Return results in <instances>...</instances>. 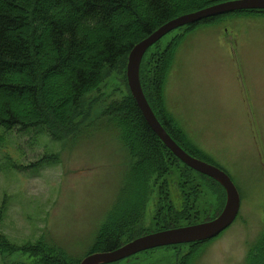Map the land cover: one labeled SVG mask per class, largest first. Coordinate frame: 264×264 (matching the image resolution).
<instances>
[{"label":"rangeland","instance_id":"374dc122","mask_svg":"<svg viewBox=\"0 0 264 264\" xmlns=\"http://www.w3.org/2000/svg\"><path fill=\"white\" fill-rule=\"evenodd\" d=\"M179 34L164 83L165 108L189 147L200 148L230 176L239 211L205 243L157 247L116 264H245L246 251L264 225V12L228 14L187 32L174 29L147 55ZM124 71H110L84 95L82 115L88 116L82 121L0 127V205L5 202L0 233L14 245L43 237L75 256L91 245L128 167L118 128L101 120L105 107L128 90ZM169 182V199L176 208L188 200L191 221L216 216L223 208L225 193L208 177L176 168ZM155 198L153 187L140 211L147 230L157 222ZM37 256L0 252V264H39Z\"/></svg>","mask_w":264,"mask_h":264},{"label":"trees","instance_id":"16d2710c","mask_svg":"<svg viewBox=\"0 0 264 264\" xmlns=\"http://www.w3.org/2000/svg\"><path fill=\"white\" fill-rule=\"evenodd\" d=\"M217 1L220 0H0V127L8 131L45 123L68 126L76 117L80 121L86 119L88 112L82 115L84 95L95 89L110 71L122 72L124 68L126 71L128 53L138 41L167 20ZM243 12L264 10H237L181 27L187 32L201 24L217 23L228 14ZM182 34L173 37L162 49L147 55L151 45L145 51L139 67L141 87L171 137L190 154L214 164L200 148L189 147L186 134L164 105L166 75ZM127 89L125 95L105 107L101 120L118 128L129 157L128 167L87 251L75 256L43 237L14 245L0 233V252L21 250L36 254L39 264H78L91 252L116 248L139 235L201 221L190 220L188 200L183 198L180 208H176L166 189L173 169L178 168L181 173L195 170L162 143L144 119L128 85ZM185 183L192 185L188 180ZM153 187H156L157 222L154 229L147 230L140 211L145 209ZM4 205L3 200L0 221ZM183 220L189 221L182 223ZM244 262L264 264V225L248 247Z\"/></svg>","mask_w":264,"mask_h":264},{"label":"water","instance_id":"95a60500","mask_svg":"<svg viewBox=\"0 0 264 264\" xmlns=\"http://www.w3.org/2000/svg\"><path fill=\"white\" fill-rule=\"evenodd\" d=\"M250 9H264V0H221L175 16L138 41L130 49L126 62L125 75L128 88L147 124L180 161L193 170L214 179L223 187L225 202L221 211L208 220L148 232L134 237L116 248L91 252L85 255L78 264L113 263L156 247L207 240L221 233L233 222L239 211L240 196L232 179L226 171L217 165L190 154L166 131L144 95L139 67L145 51L168 32L208 17Z\"/></svg>","mask_w":264,"mask_h":264},{"label":"flooded vegetation","instance_id":"af4514ba","mask_svg":"<svg viewBox=\"0 0 264 264\" xmlns=\"http://www.w3.org/2000/svg\"><path fill=\"white\" fill-rule=\"evenodd\" d=\"M164 187H165V186H164ZM178 196L181 197V193H179ZM170 201H171L172 203H174V202L172 201V198L170 199ZM190 244H191V243H189L188 245H190Z\"/></svg>","mask_w":264,"mask_h":264},{"label":"bare ground","instance_id":"6f19581e","mask_svg":"<svg viewBox=\"0 0 264 264\" xmlns=\"http://www.w3.org/2000/svg\"><path fill=\"white\" fill-rule=\"evenodd\" d=\"M172 246V245H171ZM169 247V246H168ZM162 248H165V247H162ZM167 248V247H166ZM157 249V248H156ZM151 250V249H150ZM141 253V252H140ZM144 253V252H143Z\"/></svg>","mask_w":264,"mask_h":264}]
</instances>
